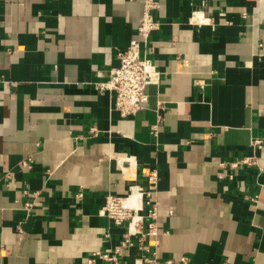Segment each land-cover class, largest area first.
Segmentation results:
<instances>
[{
    "label": "crops",
    "instance_id": "obj_1",
    "mask_svg": "<svg viewBox=\"0 0 264 264\" xmlns=\"http://www.w3.org/2000/svg\"><path fill=\"white\" fill-rule=\"evenodd\" d=\"M158 2L145 49L160 81L120 116L96 83L142 0H0V264L112 253L126 223L99 214L104 197L148 187L150 169L157 242L131 237L118 264H264V0ZM194 9L212 22L189 23Z\"/></svg>",
    "mask_w": 264,
    "mask_h": 264
},
{
    "label": "built area",
    "instance_id": "obj_2",
    "mask_svg": "<svg viewBox=\"0 0 264 264\" xmlns=\"http://www.w3.org/2000/svg\"><path fill=\"white\" fill-rule=\"evenodd\" d=\"M158 0H142V15L135 29V36L129 40L124 49L116 52L118 64L109 71L107 80L96 83L98 90L114 91V109L120 116L133 115L142 109L148 102V88L151 85H157L160 81V71L153 60L147 55L145 45L151 33L160 27V21L155 17V11L158 9ZM189 23L201 24L212 22L211 18L201 10L194 9L188 19ZM199 82V81H198ZM156 132V127L152 129ZM261 141L255 139L253 145L260 146ZM29 161L23 160L22 166H28ZM255 163L253 156H244L238 159L229 160L226 165L236 168L240 165H252ZM146 181L148 187L136 185V190L140 193L138 202L133 203L124 201L125 197L108 193L104 197L103 204L99 209V214L109 218L113 223L119 225L126 223V231L123 239L113 252L96 251L87 257V264H95L97 257L109 260L112 264H118L117 254L125 245L131 243L130 238L136 235L142 237H153L157 242L158 227L156 218L158 216V201L154 198L152 191L157 181V172L155 169L146 171ZM80 195V194H79ZM147 208L144 209V205ZM31 204L25 203L26 210H29ZM182 261L186 257H181ZM145 262H155L150 257H138L134 260L135 264ZM165 264H172V259H166Z\"/></svg>",
    "mask_w": 264,
    "mask_h": 264
},
{
    "label": "bare ground",
    "instance_id": "obj_3",
    "mask_svg": "<svg viewBox=\"0 0 264 264\" xmlns=\"http://www.w3.org/2000/svg\"><path fill=\"white\" fill-rule=\"evenodd\" d=\"M139 199H140L139 191L136 190V188L134 187L131 194L125 197L124 201H130V202L136 203L139 201Z\"/></svg>",
    "mask_w": 264,
    "mask_h": 264
}]
</instances>
